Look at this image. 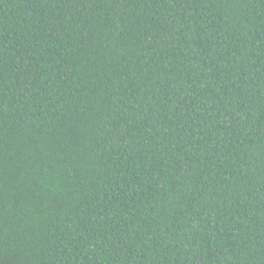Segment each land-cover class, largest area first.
Listing matches in <instances>:
<instances>
[{
	"label": "trees",
	"instance_id": "trees-1",
	"mask_svg": "<svg viewBox=\"0 0 264 264\" xmlns=\"http://www.w3.org/2000/svg\"><path fill=\"white\" fill-rule=\"evenodd\" d=\"M0 264H264V0H0Z\"/></svg>",
	"mask_w": 264,
	"mask_h": 264
}]
</instances>
